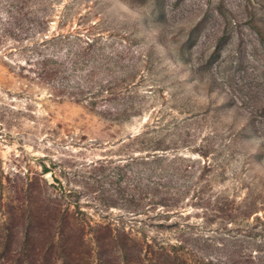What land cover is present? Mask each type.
I'll list each match as a JSON object with an SVG mask.
<instances>
[{
  "label": "rangeland",
  "instance_id": "1",
  "mask_svg": "<svg viewBox=\"0 0 264 264\" xmlns=\"http://www.w3.org/2000/svg\"><path fill=\"white\" fill-rule=\"evenodd\" d=\"M62 192L85 246L29 260L264 264V0H0V233Z\"/></svg>",
  "mask_w": 264,
  "mask_h": 264
},
{
  "label": "trees",
  "instance_id": "2",
  "mask_svg": "<svg viewBox=\"0 0 264 264\" xmlns=\"http://www.w3.org/2000/svg\"><path fill=\"white\" fill-rule=\"evenodd\" d=\"M35 46L31 50H35L37 47V44L33 45ZM30 69L33 70V73L38 78H43L44 81L52 80L57 75L61 74L62 70L60 69V65L55 61V57L50 54H40L38 55L34 60H30L29 62ZM100 91H98L99 93ZM98 95L92 94L90 98H88L87 95L83 96L86 101H89L88 104L95 105L96 99ZM136 161L145 162L146 164H149L153 166V168H158L156 163L162 164V166L159 167V169L162 172L172 171L174 175H178V173L181 171V167H166L169 166V164H175L176 162H183V157L181 155H174V156H168L163 153H153L151 154V159H146L143 161V157H136ZM49 170L44 166L42 173H47ZM28 188L25 190L27 192L28 198H38L39 195H41V191H34L32 189V185L27 182V180L24 182L22 186V190ZM21 190V189H20ZM21 190V191H22ZM53 196V197H51ZM41 200V199H40ZM61 201H64V204L61 203ZM44 204V206L41 205H35V210L37 209V212L41 214L43 220V225L39 230H32L31 226L33 224V221L30 219H23V227L21 230L17 232L13 231H7L8 228L5 226V231L7 233L4 234V232L0 233V258L3 260V264L9 260L8 255L10 253L14 254V257H16V263L17 264H45V260L37 261V258L35 260H29V244L31 242L32 236L34 233H44L48 234V237H46L41 244L39 251H41L44 247H46L47 252H53L55 253L58 258L61 257L62 259L66 260L69 259L68 254L66 253L70 249H73V246H76V240L72 237L71 231H83V224L79 221V219L74 215L75 212L78 211V204L75 203V209L69 210V203L70 201H66L64 199L63 192L58 193L57 195L49 194L44 200L41 202ZM64 205V206H63ZM16 212H20L22 207H19ZM11 206L7 209V214L9 217H7V220L9 218L12 219V216L14 218V213ZM7 215V216H8ZM27 223V224H26ZM99 228L106 229L109 232L111 231V227L109 224H99L97 225ZM32 230V231H31ZM100 230V229H97ZM45 237L42 234V238ZM111 240V239H110ZM97 245L99 244V247L103 244L109 243V242H103L100 238H97ZM113 242V240H111ZM123 244V243H122ZM14 245V246H13ZM85 246V243L81 241V238L78 237V245L77 247ZM48 247L51 249L48 250ZM49 252V256L51 257V253ZM7 256V257H6ZM30 256V255H29ZM56 256V257H57ZM5 259V261H4ZM31 259H33L31 257ZM11 261V260H10ZM69 262V261H68ZM213 264V263H211Z\"/></svg>",
  "mask_w": 264,
  "mask_h": 264
}]
</instances>
